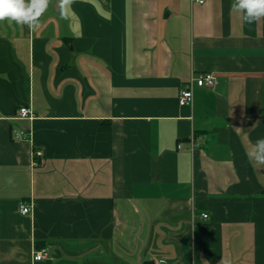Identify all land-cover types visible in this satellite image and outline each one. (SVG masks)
<instances>
[{"label": "crops", "instance_id": "crops-1", "mask_svg": "<svg viewBox=\"0 0 264 264\" xmlns=\"http://www.w3.org/2000/svg\"><path fill=\"white\" fill-rule=\"evenodd\" d=\"M231 3L48 0L38 26L0 21V264H264V17ZM200 74L217 84L181 106Z\"/></svg>", "mask_w": 264, "mask_h": 264}, {"label": "clouds", "instance_id": "clouds-1", "mask_svg": "<svg viewBox=\"0 0 264 264\" xmlns=\"http://www.w3.org/2000/svg\"><path fill=\"white\" fill-rule=\"evenodd\" d=\"M48 8V0H0V21L15 22L29 28L38 26ZM231 8L243 14L246 23L264 17V0H232ZM255 165H264V138L256 140L254 150L247 153Z\"/></svg>", "mask_w": 264, "mask_h": 264}, {"label": "built area", "instance_id": "built-area-1", "mask_svg": "<svg viewBox=\"0 0 264 264\" xmlns=\"http://www.w3.org/2000/svg\"><path fill=\"white\" fill-rule=\"evenodd\" d=\"M198 3H204V0H196ZM217 84V78L213 74H200L198 76H193L191 80L186 83L180 91L179 94V104L181 106L189 105L193 103L194 99V87H214ZM19 116L22 119L33 120L35 119V114L31 110V108L23 106L20 108ZM14 138L17 140H21L25 138L24 135L18 131L14 132ZM26 139V138H25ZM42 156L41 151H34V162L37 165V160ZM39 164V163H38ZM20 212L23 215H29L32 213V206L27 202H23L20 206ZM203 218L207 219L208 215H203ZM48 256L47 250H35L34 252V260L37 262L43 261Z\"/></svg>", "mask_w": 264, "mask_h": 264}]
</instances>
